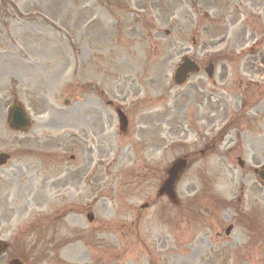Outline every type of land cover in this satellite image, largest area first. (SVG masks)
Returning a JSON list of instances; mask_svg holds the SVG:
<instances>
[{
  "label": "rangeland",
  "instance_id": "rangeland-1",
  "mask_svg": "<svg viewBox=\"0 0 264 264\" xmlns=\"http://www.w3.org/2000/svg\"><path fill=\"white\" fill-rule=\"evenodd\" d=\"M246 1L241 13L237 0H0V150L12 154L0 168V237L9 242L0 264H243L247 248L231 241L249 230L223 237L216 226L228 225L223 214L240 194L264 213L253 172L264 165V0ZM183 56L201 70L175 85ZM11 102L31 115L27 130L10 127ZM61 126L82 138L33 141L34 130L58 136ZM94 128L106 131L104 149L87 150ZM71 153L100 156L91 186L65 198L55 184L30 189L26 170L51 178L59 154L74 178ZM183 155L174 207L156 191ZM213 198L224 201L219 211Z\"/></svg>",
  "mask_w": 264,
  "mask_h": 264
},
{
  "label": "flooded vegetation",
  "instance_id": "flooded-vegetation-1",
  "mask_svg": "<svg viewBox=\"0 0 264 264\" xmlns=\"http://www.w3.org/2000/svg\"><path fill=\"white\" fill-rule=\"evenodd\" d=\"M237 1H238L237 3L239 4L238 5L239 8L243 10L241 13H244L246 11L245 9H247L246 4H245L247 1L246 0H237ZM251 7L252 6H250V8ZM109 104L111 105V107H113V103L111 101H109ZM88 124L90 125V127H92V124L90 123ZM101 125H103V123H101ZM40 126H45V124L42 123L40 124ZM84 128H86V126ZM74 129H77L79 131L78 133L75 130L76 131L75 137L80 136V138H82L81 137L82 132L80 131L81 128L79 129L74 128ZM85 130H88V129H85ZM94 130L95 131L89 132L88 134L85 135L84 142L88 145L87 150L90 149L89 146H93V151H95L97 148L100 149V146H102V149H104V145L106 147L108 146V144L106 142L102 143L103 139L100 138V135L104 134L106 131L104 132L102 129L101 133H99L98 129L94 128ZM126 130H128V128ZM64 139L65 138H63V136L62 137L59 136L56 141L59 144H62V142H64ZM34 140H35L34 142H40V141H43V138H38V139L35 138ZM11 155L12 154L9 152V156ZM59 156L61 157L60 160H58V166H57L58 168L60 167L58 169L59 172L58 174L56 173L55 176L53 175L51 178L43 179L39 175H36V173H33L32 169L26 170L28 173L27 175L28 182H30L31 184L30 185L31 190H38L41 184H44L45 186L50 185L52 186L51 188H54V184H55L56 190L58 191L57 194H62L63 196H65V193L69 194L70 192H72L73 189H77L81 185L91 186L95 182L96 177L98 175V170L96 168L97 167L96 162L91 158L90 155H89L88 160L77 159L78 157L76 156L75 153L70 155V158H69L70 165L73 163L75 159L77 172L75 171L74 178H70L69 180L67 178L68 175H66V173L70 174L71 169H67V166L64 165L66 162L64 158V154H59ZM75 181H76V184H75ZM33 182H37L38 185L36 186L32 185ZM97 194H98L97 188H95L94 199H97ZM39 196L45 197L43 194H40ZM257 200L258 198H254L253 200L249 198L248 200H246L243 197V195L240 194L236 198V201L234 202L235 206H233V210H232L233 215L232 213L223 214L224 217L222 218L227 219V221H229L228 225L226 227H224V224H218V226H216L217 229H220V231H217V235H222L223 237H228L236 227L237 228L240 227V229L242 228V229H245L246 231L247 229L249 230L248 232L251 233L250 238L247 237L246 239L240 240L238 242L231 241L232 243L231 246L233 248H236V247L247 248V251L245 253L243 252L241 255V257L243 258L242 259L243 264H264V260H261L263 257L262 255L264 253V227L262 226L264 224V220H263L264 213L258 210L257 205L260 203L257 204ZM259 200H264V198H260ZM221 201L223 204L224 201L222 199ZM172 205L174 207L177 206V204H172ZM211 205H213V207L217 211H219L220 208L216 207L217 205L216 202L213 201ZM263 205L264 203L261 204V206ZM262 208L264 209V207ZM251 210L253 213L251 212ZM261 213L262 215H260ZM251 214H257V215L254 216ZM259 218H261L262 220H259ZM258 220L260 221V223H258ZM256 222L258 225H256ZM242 223H245L247 226H242ZM223 233L225 235H223Z\"/></svg>",
  "mask_w": 264,
  "mask_h": 264
},
{
  "label": "water",
  "instance_id": "water-1",
  "mask_svg": "<svg viewBox=\"0 0 264 264\" xmlns=\"http://www.w3.org/2000/svg\"><path fill=\"white\" fill-rule=\"evenodd\" d=\"M210 69V68H209ZM197 70V66L189 58H184L183 62L178 66L175 72L176 82H181L185 78V74L188 71ZM124 119V118H123ZM9 120L10 122L17 127H26L27 118L24 115L23 110L14 104L10 105L9 111ZM5 156L0 155V163L4 162ZM184 161L182 159L175 160L168 169V175L164 179L163 184L159 190L160 193H166L172 198V184L175 181V178L178 175V172L183 167ZM262 178H264V170L260 172ZM1 249V244H0Z\"/></svg>",
  "mask_w": 264,
  "mask_h": 264
}]
</instances>
